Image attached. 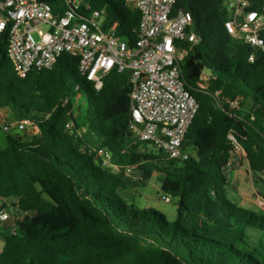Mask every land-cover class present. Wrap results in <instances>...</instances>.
Instances as JSON below:
<instances>
[{
  "label": "trees",
  "instance_id": "1",
  "mask_svg": "<svg viewBox=\"0 0 264 264\" xmlns=\"http://www.w3.org/2000/svg\"><path fill=\"white\" fill-rule=\"evenodd\" d=\"M39 1L54 15L69 12V0ZM88 1L93 10L107 11L106 30L135 36L140 13L126 0ZM227 1L179 0L200 38L197 46L187 47L183 66L186 88L200 104L184 144L187 161L171 160L152 144L144 146L159 155L140 152L138 146L129 149L128 74L113 72L99 94L91 86L85 92L78 60L63 54L42 76L20 79L8 55V31L0 34V110H11L8 125L29 120L40 134L31 142L7 134L9 145L0 150V199L16 200L20 214L35 213L29 230L19 223L4 230L0 264H264V216L225 197L228 163L243 165L230 134L244 149L253 175L264 176V51L229 35ZM249 1L250 11L264 16V0ZM205 70L216 78L208 92L198 85ZM218 90L228 99L251 100L252 113L219 109ZM79 93L86 103L75 127L88 133L77 140L67 131V110L60 104ZM208 132L212 139L204 147L201 136ZM82 146L107 148L115 165L165 174L161 190L176 200L177 221L170 223L155 209L129 206L119 191L136 185L96 166Z\"/></svg>",
  "mask_w": 264,
  "mask_h": 264
},
{
  "label": "built area",
  "instance_id": "2",
  "mask_svg": "<svg viewBox=\"0 0 264 264\" xmlns=\"http://www.w3.org/2000/svg\"><path fill=\"white\" fill-rule=\"evenodd\" d=\"M228 1L231 11L228 13L226 7L224 10L228 14L225 27L229 35L264 51L261 38L264 16L250 11L249 0ZM126 3L140 13L133 38L122 37L116 30H105L107 11L93 10L88 0H69V12L62 16L54 15L51 7L39 0H0V34L8 31V55L20 79L30 74L42 76L57 65L63 54L78 60L80 77L98 94L110 74H128L132 87L128 145L134 148L152 144L171 160L187 161L190 153L185 152L184 144L200 107L197 98L187 90L183 75L188 48L200 43L192 30L193 16L179 0H126ZM255 58L252 55L250 61ZM215 79L209 71H203L198 84L200 91L208 92ZM214 97L219 109L235 112L240 108L239 99L226 98L222 90L216 91ZM85 103V94L79 93L60 104L61 109L67 110V131L77 140L88 133L86 127H75ZM8 119L3 122L5 134H14L15 128L25 134L28 126L35 125L29 120L8 125ZM45 120L50 121L51 115ZM229 141L235 147L236 159L246 157L232 134ZM81 148L101 169L122 175L133 185L144 181L137 166L111 165L113 154L107 148L93 151ZM234 166L233 161L228 163V178ZM162 200L168 204L176 202L169 195ZM260 205L264 211V199ZM9 209V200L0 199L1 249L5 244L2 234L12 219Z\"/></svg>",
  "mask_w": 264,
  "mask_h": 264
},
{
  "label": "rangeland",
  "instance_id": "3",
  "mask_svg": "<svg viewBox=\"0 0 264 264\" xmlns=\"http://www.w3.org/2000/svg\"><path fill=\"white\" fill-rule=\"evenodd\" d=\"M225 7L228 9V13H229L231 11L229 1L225 3ZM80 86L82 87V90L86 92L88 91V87L90 85L86 81L84 82L82 78V80L80 81ZM237 99H239L240 101V108L236 109L235 112H239L241 116L251 114L253 111V102L251 100H243L242 97H238ZM8 110L10 111V115H11V110L10 109ZM34 126L37 127L36 125ZM29 127L31 126L27 127L26 133L28 132ZM6 135L7 134H5L3 130V123L2 124L0 123V143L4 145L8 144V139ZM25 136L27 142H31L33 140L31 136L28 135ZM205 136L207 138L206 139L207 142H210V140L212 139V134L209 133L208 135ZM203 146L205 147L204 144ZM207 146L209 145H206V147ZM128 147H131L130 149H133L131 145H128ZM146 150L159 155L158 154L159 152L154 150V148H152L149 145L146 146ZM185 152H188V149H185ZM245 158L246 157L239 158V159H244L242 168L236 169L237 166L236 167L234 166V169L236 170L231 172L230 184L226 188L225 197L230 202L239 206L242 209L254 212L258 216H264V211L257 204L258 198H256L257 193H263L264 191V176H262L260 179V178H256L252 174L249 175L246 171L248 169V161L245 160ZM110 163L111 165L114 164V156L112 157V160H110ZM142 175L144 181L134 187L129 188V192L132 194L133 199L126 201L127 204L131 207L133 206L141 210H145V209L158 210L167 217L170 223L176 222L177 203L172 202L168 204L162 200V198L166 196V194L161 190L162 188L161 178H164L165 174H163L162 172L154 171L147 174L143 172ZM9 204H10L9 213L12 216V219L6 224V226L9 227L19 223L20 225L24 226L23 227L24 230H29L32 227V218L35 216V213H28L24 215L17 212V209L14 208V204H17L16 200L13 199L9 200Z\"/></svg>",
  "mask_w": 264,
  "mask_h": 264
},
{
  "label": "crops",
  "instance_id": "4",
  "mask_svg": "<svg viewBox=\"0 0 264 264\" xmlns=\"http://www.w3.org/2000/svg\"><path fill=\"white\" fill-rule=\"evenodd\" d=\"M8 116H10V111L8 110V109H2V110H0V123L2 124L3 122H4V120H5V118L6 117H8ZM15 130H17V128H15L14 129V131ZM21 132V131H20ZM22 133V132H21ZM209 134V132L206 134V135H208ZM14 135H18V134H15L14 133ZM25 135H28V136H31L32 138H33V140L35 139V140H37V139H39V137H40V134H39V130L37 129V127H35V126H31V127H29V130H28V132L27 133H25V134H23L21 137H24V141H27L26 140V136ZM201 143H203V144H205L206 143V136H201ZM1 144L2 143H0V146H1ZM8 145L9 144H7V145H4V144H2V146L0 147V150H4V149H6L7 147H8ZM139 147V151L140 152H145L146 151V146H144V145H141V146H138ZM188 152L190 153V151L188 150ZM240 160H242L243 162H244V159H240ZM245 160H246V158H245ZM241 166V167H240ZM239 167L237 166V168L236 169H238V168H242V166L243 165H240ZM247 171V173L249 174V175H253V173H252V171L250 170V166H249V164H248V169L246 170ZM143 173V172H142ZM165 179H166V176H164V178H161V187H162V185H163V183H164V181H165ZM119 194H120V196L124 199V200H126V201H128V200H132L133 199V196H132V194L129 192V188L128 189H126V190H120L119 191ZM258 194L259 193H257L256 194V198H258V202H257V204L260 206V208L262 209V207H261V205H260V203H261V201H262V198H260L259 196H258ZM261 199V200H260ZM14 200V199H13ZM263 210V209H262Z\"/></svg>",
  "mask_w": 264,
  "mask_h": 264
},
{
  "label": "water",
  "instance_id": "5",
  "mask_svg": "<svg viewBox=\"0 0 264 264\" xmlns=\"http://www.w3.org/2000/svg\"><path fill=\"white\" fill-rule=\"evenodd\" d=\"M224 12H225V10H224ZM14 133H15V134H18V135H20V136L23 135V133H21L19 129L15 130ZM239 166H240V164H239ZM258 196H259L260 198L264 199V191H263V193H259Z\"/></svg>",
  "mask_w": 264,
  "mask_h": 264
}]
</instances>
